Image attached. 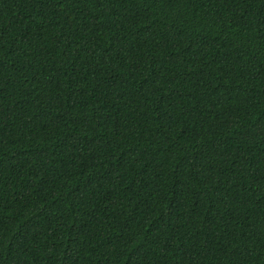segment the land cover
<instances>
[{
  "label": "trees",
  "instance_id": "obj_1",
  "mask_svg": "<svg viewBox=\"0 0 264 264\" xmlns=\"http://www.w3.org/2000/svg\"><path fill=\"white\" fill-rule=\"evenodd\" d=\"M0 264H264V0H0Z\"/></svg>",
  "mask_w": 264,
  "mask_h": 264
}]
</instances>
